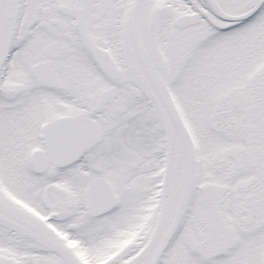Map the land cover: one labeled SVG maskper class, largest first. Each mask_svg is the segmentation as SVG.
<instances>
[{
	"label": "snow or ice",
	"instance_id": "snow-or-ice-1",
	"mask_svg": "<svg viewBox=\"0 0 264 264\" xmlns=\"http://www.w3.org/2000/svg\"><path fill=\"white\" fill-rule=\"evenodd\" d=\"M0 264H264V0H0Z\"/></svg>",
	"mask_w": 264,
	"mask_h": 264
}]
</instances>
